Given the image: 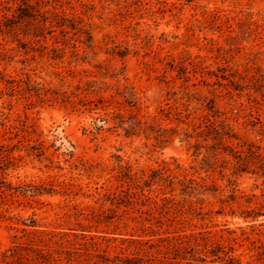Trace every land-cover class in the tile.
<instances>
[{"label": "rangeland", "instance_id": "obj_1", "mask_svg": "<svg viewBox=\"0 0 264 264\" xmlns=\"http://www.w3.org/2000/svg\"><path fill=\"white\" fill-rule=\"evenodd\" d=\"M3 1L0 9L15 7L12 0ZM50 1L47 9L53 10L56 5L59 11L81 21L79 26L84 30L92 31L93 46L82 43L86 32L74 31L65 46L56 31L59 42L48 34L41 42L47 49L25 53L12 36L0 35L1 50H10L0 70L16 78L29 75L33 83L40 82L48 90L43 93V101L35 94L0 97V147L3 145L5 152L0 155V177L5 180L7 193L0 195V211L4 213L0 215V264H23L10 257L7 250L15 241H25L15 236H22V228H30L24 222L31 218L41 229L67 232L70 239H75L71 228H77L75 213L79 210L89 213L93 207L111 215L110 203L98 199L116 190L120 165L140 171L162 168L166 163L174 166L175 161L189 168L187 177L201 176L220 187L215 194L185 196L178 207L184 211L190 208L193 214H178L181 218L189 216L185 231L180 233L209 232L212 241L232 248L230 254L239 259V264H264V215L256 220L239 215L252 208L264 212V178L248 172L234 175L232 164H228L224 176L219 170L207 173L200 169L206 149L202 148L199 156L195 154L193 144L200 128L195 131L192 126L203 129L208 119L225 121L242 140L264 147V0ZM53 47L64 50L55 52ZM98 65L109 68V74L104 76L106 70L99 71ZM181 65L187 67L189 81L179 77ZM116 71L118 77H112ZM88 81H95L100 91L76 89L77 85L88 88ZM67 90L78 94L72 95L71 102L53 98L52 91ZM129 93L133 94L130 103ZM80 98L95 102L83 103ZM162 109L171 111L170 117L163 116ZM117 111L136 113L142 120L155 121L176 132L167 142L157 143L144 134L127 136L122 129L108 130L113 122L105 123L103 118ZM176 111L191 124L179 123ZM100 126L103 129L94 133ZM185 129L194 137L183 140ZM238 142L233 140L234 144ZM8 185L17 191L9 190ZM33 185H44L58 193H25ZM232 192L236 200L222 203L221 199ZM176 194V200L184 199L179 190ZM137 207L147 210L146 206ZM137 207H122L114 213L123 214L126 209L127 227L120 224L114 231L119 220L116 216L109 229L101 224L85 232L87 238L78 239L81 244L67 245L66 249L77 250L80 255L75 254L77 260L64 259L60 264H122L116 256L132 258V252L122 249L119 240H112L119 234L111 232L122 230L130 236L138 231L136 234L148 238L128 219L147 217L137 212ZM221 208L223 213H217ZM173 215L170 212L168 217ZM166 228L168 225L159 232ZM103 257L110 260L104 262ZM143 258L140 264H219L209 256L205 262Z\"/></svg>", "mask_w": 264, "mask_h": 264}, {"label": "trees", "instance_id": "obj_2", "mask_svg": "<svg viewBox=\"0 0 264 264\" xmlns=\"http://www.w3.org/2000/svg\"><path fill=\"white\" fill-rule=\"evenodd\" d=\"M54 1L57 2L58 0ZM186 1L190 2L192 0ZM3 2V0H0V5ZM12 2L15 3L14 8L4 6L1 8L4 10L0 9V11H3L0 15V35L12 36L14 38L13 41H17V46L23 48L25 53L31 50L47 49L48 47L41 42L47 39L48 34L52 35L59 42L57 40L59 36L54 35L56 31H59L65 46L70 41L68 35L72 31L75 33L86 32L87 38L82 40V43L88 47L93 46L92 31L84 30L82 26H79L81 21H78L75 16H69L64 10L59 11L56 5H53V10L47 9L46 7L50 5V0H12ZM8 11H11V13H8ZM20 35H23V37ZM37 44L39 47H36ZM51 50L59 52L64 50V48L53 47ZM9 51V49L1 50L0 48V64L1 61H5L10 57ZM120 55L124 56L125 54ZM97 67L99 71L101 69L106 70L104 76L109 74V68L101 65ZM179 71V77H183L185 81L190 80V76L187 74V67L181 65ZM118 75L119 72L116 71L112 77L117 78ZM1 83L4 85V89L0 90V97H3L5 94L9 96L21 94L24 97H27L25 96L26 94L29 96L35 94L43 101L45 99L43 93L46 95L48 92L42 83H33L29 75L25 78H16L6 73L5 69L0 70ZM87 85L88 88L77 85L76 89L82 92L91 90L93 93L100 91L99 88H96L95 81H88ZM52 93L55 95L53 98L58 99L62 97L61 99L64 102H71L70 98L72 95H78L74 91L68 92V90L62 93L52 91ZM132 95V93H129L127 97L129 103L132 101ZM99 100L103 102L104 97H101ZM80 101L89 104L95 102L93 100L86 101L83 98H80ZM161 113L163 116L170 117L171 111L166 112L162 109ZM175 115L179 123L191 124L182 118L181 112L176 111ZM187 118H189L188 115ZM154 119H157V115ZM258 119L263 123L260 117ZM103 121L105 123L113 122V125L108 127V130L122 129L127 136L144 134L148 139L154 138L157 143L167 142L171 135L176 132L174 129L163 128L155 121L142 120L133 112L128 115L119 111L113 112L109 118H103ZM205 124L203 129L201 128L202 126L192 125L195 131L200 128L196 132L198 140L193 144L195 154L199 156L202 153L201 149H206V153L200 162V169L207 173L219 170L224 176V170L228 164H232L234 175L248 172L264 178V147L256 142L242 140L225 121L218 123L216 120L212 121L208 119ZM101 129H103V126L96 127L97 132L94 133H98ZM184 134L185 137L183 140L194 137L186 129ZM200 139H203L206 143L203 144ZM210 140L212 143L208 144ZM233 140H238L239 142L234 144ZM4 153V146L2 145L0 147V155ZM190 168L197 169L194 166H190ZM1 169L4 168L1 167ZM188 169L177 161H175L174 166L171 163H166L162 168L141 169L140 171H133L130 165H120L119 173L117 174V181L119 183L116 185V190L108 191L98 199L103 198V204L110 203L111 207L109 210L112 213L111 215L105 210L98 211L93 207L89 213L79 210L75 213L78 216L75 222L77 228H71L75 230L72 232L75 239H70V234L67 232H56L45 228L41 229L38 227L37 220L31 218L29 222H24L30 228H22V236H15L17 240L25 238V241H15V244L7 251L10 252V257L16 258L19 263L23 264H60L64 259L67 262L74 259L77 260L74 257L75 254H79V251L70 248L66 249L65 247L67 245L75 246L76 244H81L78 239L87 238L85 232L91 231V229H98L101 224L106 225L107 228L105 230L109 229V225L114 223L113 219L116 216L119 220L114 231H118L120 224L127 227L128 220L124 219V214L127 213L126 209L123 214L117 215L114 213L122 207L135 208L141 205L146 206L147 210L143 211L142 208L137 207L136 211L139 212L140 210L141 213L147 214V217L140 220L136 216H130L128 219L136 223V226H133L134 229L138 228L143 234L148 235V238H144L142 234H136L138 231L130 233V236H125L127 234H124L122 230L119 232H111L113 234H119L120 236H114L112 240H119L122 245L121 248L130 250L133 254L132 258L116 256V259L121 261L122 264H131V262L140 264L143 262V257L146 256L150 257V259H158L160 262H163V259L168 260L169 258L205 262L207 256H209L213 257L212 262H219V264H239V259L230 254L232 248L226 249L221 243L212 241L209 232L180 233L181 231H185L184 224L188 222L189 216L186 215L184 218H181L178 214H193L190 208L184 211L178 207L181 202H184L185 196L215 194L220 192V187L216 183L209 184L204 177L200 176V179L187 177ZM196 171L198 172V170ZM198 173L201 174V172ZM229 181L231 184L233 183V180L229 179ZM4 184L5 180L0 177V195L7 194L3 188ZM8 189H15L17 191L16 188L10 185H8ZM177 190H179V194L184 196L183 200H176ZM28 192L32 196L58 193L53 188H48L44 185L30 186L29 189L25 190V193ZM153 192L159 193L153 196ZM236 198L235 193L232 192L227 199H221V202L235 201ZM198 200L201 203L203 202V199L200 197ZM248 202H251V200H248ZM181 206L184 207V205ZM193 209L197 210L198 208ZM222 211L223 208L217 211V213H223ZM170 212L174 214L171 218L168 217ZM232 213H236L235 210ZM0 215L4 216V213L0 211ZM239 215L245 220H256L260 215H264V212L261 209L256 210L252 208L242 210L239 212ZM147 223L149 224L147 225ZM164 225H168V228L162 232L165 235L159 232V229H162ZM171 226L174 227L173 231L169 230ZM155 227H158V229ZM105 233L109 232L105 231ZM89 238L95 240L97 237L89 236ZM159 254H162L161 259L158 258ZM109 260L104 257L102 258L104 262ZM7 264L11 263L7 262Z\"/></svg>", "mask_w": 264, "mask_h": 264}]
</instances>
